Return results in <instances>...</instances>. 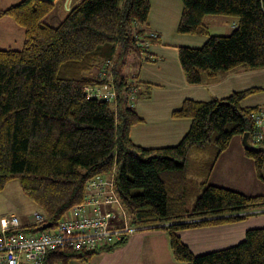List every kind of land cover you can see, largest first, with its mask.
Listing matches in <instances>:
<instances>
[{
  "label": "trees",
  "instance_id": "1",
  "mask_svg": "<svg viewBox=\"0 0 264 264\" xmlns=\"http://www.w3.org/2000/svg\"><path fill=\"white\" fill-rule=\"evenodd\" d=\"M180 2L176 32L206 37L200 48H178L188 85L213 81L219 74L264 69V0ZM53 9L42 0H21L0 11V18L13 20L24 32L21 49H0V192L17 181L35 211L53 227L84 201L88 181L113 173L114 191L128 225L167 232L177 261L264 264V228L248 230L232 247L198 256L177 235L264 210V197L200 184L186 164L194 147H214L217 157L234 137L252 133V114L259 106L244 108L241 101L255 90L209 102L184 100L171 113L173 119L191 121L181 141L160 149L138 147L129 133L142 119L131 101L141 95L144 84L136 76L118 79L114 67L123 66L130 56L145 57V44L159 42L147 32L149 0H82L54 27L46 22ZM209 16L234 18L231 33L211 35L204 22ZM109 83L116 94L112 102L87 97V87ZM245 154L264 180V148ZM187 194H197L191 209L186 206ZM119 206L109 209L118 214L120 225ZM94 251H51L46 264L86 259Z\"/></svg>",
  "mask_w": 264,
  "mask_h": 264
},
{
  "label": "crops",
  "instance_id": "2",
  "mask_svg": "<svg viewBox=\"0 0 264 264\" xmlns=\"http://www.w3.org/2000/svg\"><path fill=\"white\" fill-rule=\"evenodd\" d=\"M81 1L55 0L52 3L53 12L47 19L61 22L68 12L65 7L68 6L71 10ZM149 2L147 32L158 38L159 42L148 45V55L133 62V65H137L136 78L144 84V87L139 88L141 95L131 101L136 113L142 119V122L133 126L129 133L134 145L145 149H160L178 144L189 130L191 121L173 119L171 113L187 99L209 102L253 89L255 91L241 101V106L255 108L264 105V69L219 74L213 81L205 80L201 85H188L178 61V48H200L205 43L206 37L180 35L176 32L182 11L180 0H149ZM60 7L65 13L62 19L58 10ZM6 19L3 24L13 34L0 37V40L10 42L21 32L18 30L19 26L13 22L18 27L15 28L10 23L11 20ZM222 21L227 23V20ZM22 33L24 37V32ZM8 48L12 49L11 46ZM146 57L151 61H144ZM144 88L147 90L142 91ZM256 147L264 148V146ZM245 151L241 138L234 137L228 148L217 157L214 147L192 148L187 154L186 164L193 175L192 178L197 179L200 184L205 182L248 196L264 197V180L257 177L254 162ZM210 164L211 169H208ZM20 223L26 225L28 221L22 219ZM263 228L264 210H260L239 221L203 225L178 231L177 235L191 253L198 256L232 247L243 241L248 230ZM136 230L131 235L121 237L113 246L94 251L85 263L185 264L177 261L173 256L167 232L150 228Z\"/></svg>",
  "mask_w": 264,
  "mask_h": 264
},
{
  "label": "built area",
  "instance_id": "3",
  "mask_svg": "<svg viewBox=\"0 0 264 264\" xmlns=\"http://www.w3.org/2000/svg\"><path fill=\"white\" fill-rule=\"evenodd\" d=\"M85 90L88 98L107 102L116 98L110 83L100 87H87ZM252 120L254 129L249 138L254 144L264 146V105L259 106L252 114ZM113 178L112 173L109 177H97L88 181L84 201L73 207L53 227H45L46 219L39 212H33L30 222L25 226L15 216L2 217L0 264H46L47 255L51 251L68 249L81 253L105 249L124 235L135 233L136 229L128 225L119 206ZM114 204L119 206L123 214L120 225L117 223L118 214L109 209ZM32 226L36 230L19 231L23 227Z\"/></svg>",
  "mask_w": 264,
  "mask_h": 264
},
{
  "label": "rangeland",
  "instance_id": "4",
  "mask_svg": "<svg viewBox=\"0 0 264 264\" xmlns=\"http://www.w3.org/2000/svg\"><path fill=\"white\" fill-rule=\"evenodd\" d=\"M19 1L20 0H0V11L6 9L10 5H14L18 3ZM58 10L60 11V19H62L65 13L62 11V7H60ZM6 18L7 17L0 18V37H8L9 35L13 34V32L7 30L8 27L3 24L4 20H7ZM222 20H227L226 21L227 23H223L225 21ZM13 22H14L13 20L10 21L12 26L18 28L14 25ZM46 22L53 27L57 26L60 23V22H56L55 19L50 21L49 18L48 19L46 18ZM204 22L207 25L209 29V33H211V35L225 36L231 33L235 24V19L230 17L209 16L204 19ZM18 30L19 32H21V34L19 36L14 37V39H11L10 42L8 40H0V49H7L8 46H11L12 49H16V50L21 49L22 47L21 42L23 39V35H22L23 29L18 28ZM13 40L15 42H13ZM136 59L138 60L137 57L130 56L125 61L123 66L120 64L115 65L114 68L118 75L117 76L118 79L124 77V79L130 80L132 77L136 76L137 65L136 64L133 65V62H136ZM111 69L112 68L108 70L109 77H111L110 76L111 74L113 75ZM248 141L252 147L259 146L257 144H254V142L250 138L248 139ZM187 188L192 190L191 187H187ZM190 190L189 192H191ZM185 198L187 199V205H186L187 208L191 209L194 205L195 199L197 198V194H193V195L187 194ZM35 210H36L35 206L21 192V189L17 181L9 182L5 186L4 190L0 192V220L2 219V217L5 216H15L19 220L26 219L29 222L31 220L33 211L39 212V210L38 211ZM87 259L88 258L86 259L71 258L66 264H73V262H75L76 264H86L85 262L87 261ZM54 264H62V263L58 261L55 262Z\"/></svg>",
  "mask_w": 264,
  "mask_h": 264
},
{
  "label": "water",
  "instance_id": "5",
  "mask_svg": "<svg viewBox=\"0 0 264 264\" xmlns=\"http://www.w3.org/2000/svg\"><path fill=\"white\" fill-rule=\"evenodd\" d=\"M42 1L52 4L55 0H42ZM65 8H66V11H70L68 6H66ZM248 139H249V133L243 134L241 140H242V146H243L244 150H246V151H258L261 149V147H252L251 144L248 142ZM49 226H50V224H47L45 227H49Z\"/></svg>",
  "mask_w": 264,
  "mask_h": 264
}]
</instances>
